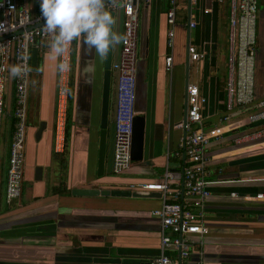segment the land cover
<instances>
[{"label": "crops", "instance_id": "crops-1", "mask_svg": "<svg viewBox=\"0 0 264 264\" xmlns=\"http://www.w3.org/2000/svg\"><path fill=\"white\" fill-rule=\"evenodd\" d=\"M28 6L35 14L39 0H29ZM168 8L169 0H151L139 9L136 107L145 117L144 158L120 175L111 170L117 73L111 69L104 169L99 177L105 55L100 57L83 40L72 44L65 143L62 151L55 149L60 75L58 58L47 47L51 36L36 47L35 69L31 60L24 167L27 184L19 200L6 204L14 107L10 78L1 146L0 264H151L160 253V222L151 214L159 207L160 197H81L71 195V190L131 189V185L159 181L166 168L180 169L186 159L176 153L181 151L179 143L185 133L181 123L189 84L196 85L206 99L204 130H219L206 146L207 178L212 183L204 207L208 234L202 259L206 264H264V139L245 137L260 125L248 119L256 105L226 109L228 0H196L194 4L177 0L172 50L166 45ZM263 10L264 0H260L256 101L264 98ZM113 13L114 30L122 35V12ZM120 44L112 47V62L119 56ZM189 45L203 53V58L190 60ZM169 53L173 57L170 70L165 67ZM37 167L42 168L41 178L36 177ZM260 193L263 197L257 198Z\"/></svg>", "mask_w": 264, "mask_h": 264}, {"label": "built area", "instance_id": "built-area-1", "mask_svg": "<svg viewBox=\"0 0 264 264\" xmlns=\"http://www.w3.org/2000/svg\"><path fill=\"white\" fill-rule=\"evenodd\" d=\"M29 0H0V173L1 146L6 116V97L10 81L9 69L21 65L26 71L23 78H13L14 107L13 125L8 151L6 170L5 202L11 204L20 199L23 190L25 167V146L27 139L28 104L31 82V53L33 47L51 37L43 25L33 27L40 22V8L35 14L28 6ZM151 0H107L109 11L120 9L123 15L120 53L111 69L117 73L116 105L114 115V147L112 173L120 175L126 172L133 161L131 143L133 119L136 115L137 97V49L139 9ZM195 3L196 0H190ZM228 57L226 79V109L256 105L249 114L250 122L260 125L245 137L248 140L264 139V98L256 103L255 66L257 45V24L260 0H228ZM177 0H169L166 12V45L169 50L174 46V28ZM206 11H209L208 9ZM194 26V23H190ZM31 28V29H30ZM3 37H5L3 39ZM73 44V43H72ZM71 48L64 59L71 62ZM187 53L190 60L197 61L204 54L189 45ZM173 57L165 56V67L170 70ZM68 72L59 73L60 85L57 93L55 113V149L62 151L65 139L68 102ZM206 103L196 85L187 86V109L181 126L185 129L179 143L181 154L186 161L180 169L166 168L162 178L152 183L131 185V189L160 192V205L151 214L160 222V253L151 264H206L202 259L205 237L208 228L204 223L205 201L210 196L207 178L209 158L206 146L212 137L219 134L218 129L204 130L203 109ZM239 140V139H238ZM231 196L236 197L235 193ZM263 194H257L262 198ZM198 254V259L193 255Z\"/></svg>", "mask_w": 264, "mask_h": 264}, {"label": "clouds", "instance_id": "clouds-1", "mask_svg": "<svg viewBox=\"0 0 264 264\" xmlns=\"http://www.w3.org/2000/svg\"><path fill=\"white\" fill-rule=\"evenodd\" d=\"M39 8L44 30L52 34L47 47L58 58V73L70 70L71 65L64 57L73 41L83 40L103 57L124 38L114 30L116 21L106 7V0H39ZM25 71L21 65L9 69L12 78L22 79Z\"/></svg>", "mask_w": 264, "mask_h": 264}, {"label": "water", "instance_id": "water-1", "mask_svg": "<svg viewBox=\"0 0 264 264\" xmlns=\"http://www.w3.org/2000/svg\"><path fill=\"white\" fill-rule=\"evenodd\" d=\"M107 1V0H106ZM264 11V10H263ZM112 16L114 13L110 11ZM264 14V12L262 13ZM43 25V22L33 26L38 27ZM31 29V28H30ZM5 37H3L4 39ZM32 68L35 69L37 61V48L32 49ZM111 63H112V48L105 54L104 59V74H103V85H102V101H101V119H100V133H99V151H98V172L97 175L101 177L103 175L104 169V159H105V149H106V129L108 123V108H109V98H110V84H111ZM261 99L257 100L256 103L260 102ZM137 112V107H136ZM185 120V119H184ZM43 130V123L38 131V136ZM144 136H145V117L138 112L133 119V131H132V143H131V159L133 162L142 161L144 158ZM42 168H36V177L41 178ZM71 195L81 196V197H115V198H145L151 196L160 197V192L158 191H137L131 189H125L120 187L113 188H79L72 189Z\"/></svg>", "mask_w": 264, "mask_h": 264}, {"label": "rangeland", "instance_id": "rangeland-1", "mask_svg": "<svg viewBox=\"0 0 264 264\" xmlns=\"http://www.w3.org/2000/svg\"><path fill=\"white\" fill-rule=\"evenodd\" d=\"M73 55H74V54H73ZM137 56H138V55H137ZM73 58H74V57H73ZM73 58H71L72 62H73ZM137 59H138V57H137ZM6 142H7V139H6V141H5V144H6L5 149H7V147H8ZM24 181H25V179L23 178V188H24V186L27 184V182L25 183Z\"/></svg>", "mask_w": 264, "mask_h": 264}, {"label": "trees", "instance_id": "trees-1", "mask_svg": "<svg viewBox=\"0 0 264 264\" xmlns=\"http://www.w3.org/2000/svg\"><path fill=\"white\" fill-rule=\"evenodd\" d=\"M73 43H74V41H73ZM13 125V124H12ZM55 190H58V189H55Z\"/></svg>", "mask_w": 264, "mask_h": 264}]
</instances>
